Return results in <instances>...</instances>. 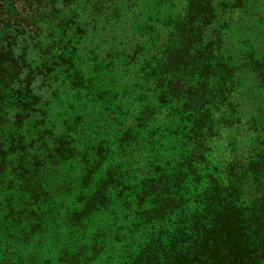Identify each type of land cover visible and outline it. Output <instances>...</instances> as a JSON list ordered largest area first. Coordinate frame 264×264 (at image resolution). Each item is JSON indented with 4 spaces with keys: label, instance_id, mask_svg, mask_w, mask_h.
<instances>
[{
    "label": "trees",
    "instance_id": "trees-1",
    "mask_svg": "<svg viewBox=\"0 0 264 264\" xmlns=\"http://www.w3.org/2000/svg\"><path fill=\"white\" fill-rule=\"evenodd\" d=\"M158 1L149 54L123 0H0V264H264V55L228 0Z\"/></svg>",
    "mask_w": 264,
    "mask_h": 264
},
{
    "label": "rangeland",
    "instance_id": "rangeland-1",
    "mask_svg": "<svg viewBox=\"0 0 264 264\" xmlns=\"http://www.w3.org/2000/svg\"><path fill=\"white\" fill-rule=\"evenodd\" d=\"M126 4V13L121 17L119 22L120 28H126L128 35L134 36L135 39L142 42V45L146 47L148 53L150 54L149 47L151 45L153 32L150 34L148 31H153L157 28V22L162 18V15L159 11L158 0H136L133 3V0H123ZM229 4L232 6L231 12L227 19H229L226 29L228 35L226 43V52L234 56L237 50L249 48L248 46L254 47L257 52V56L264 55V0H228ZM150 3H153V9H151ZM80 10L82 8L81 3H76L72 5V9ZM131 16V20L126 21L125 16ZM145 28L146 31L143 29ZM144 32L145 34H142ZM229 39V40H228ZM149 58L147 52L144 53V59ZM144 64H139L134 67L126 68L127 70L121 72H126L125 76L129 80V83H132V79L139 76L142 73ZM89 83H98L105 79L101 74L95 73L92 76H87ZM88 83V84H89ZM105 88L109 89V86H104L100 88L99 91H103ZM120 96L114 95V92L106 91L98 95H94L93 102L88 101L87 106L94 108L92 112H89L87 118L93 117L92 120L95 123H92L91 126L97 125L101 115L107 117L108 120L105 122L107 126L104 128L105 134L111 135V127L121 125L123 121H116L113 124V120L116 119L120 114L124 112V109H119L116 98ZM102 97H110L112 100L108 102H101ZM90 98V97H89ZM88 98V99H89ZM48 111V116L55 119H63L66 115V111L56 103L52 104L51 108ZM137 113V108L131 113L132 115ZM60 113V116H58ZM130 118L127 122H124L123 129L126 127L127 123L130 121Z\"/></svg>",
    "mask_w": 264,
    "mask_h": 264
}]
</instances>
